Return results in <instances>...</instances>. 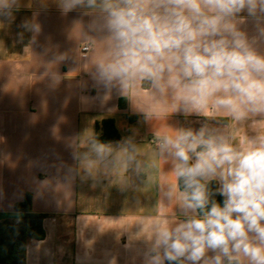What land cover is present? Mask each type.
<instances>
[{"label": "clouds", "instance_id": "9594fccd", "mask_svg": "<svg viewBox=\"0 0 264 264\" xmlns=\"http://www.w3.org/2000/svg\"><path fill=\"white\" fill-rule=\"evenodd\" d=\"M55 3L65 15L78 10L88 18L73 29L91 45L84 62L97 89L128 98L148 123L172 114L197 118L199 127L168 124V131L153 133L166 173L176 178L158 186L153 209L174 206L177 219L157 217L150 237L139 235L142 226L130 236L145 242L142 264H264V132L246 135L243 145L236 135L264 121V0ZM22 6L31 2L0 0V17L14 20ZM37 15L20 27L38 34ZM67 58L61 53L55 63ZM61 79L54 74L53 84ZM141 92L151 101L143 108L134 95ZM136 134L115 143L80 136L72 147L81 179L98 181L100 166L122 157L150 187L155 175L136 161ZM121 187L140 189L130 182Z\"/></svg>", "mask_w": 264, "mask_h": 264}, {"label": "crops", "instance_id": "0c3cea01", "mask_svg": "<svg viewBox=\"0 0 264 264\" xmlns=\"http://www.w3.org/2000/svg\"><path fill=\"white\" fill-rule=\"evenodd\" d=\"M21 2H31V7L22 6L11 21L0 17V222H21L24 214L14 208L30 194L32 212L46 216V236L28 241L25 264H110L113 258L116 264H142L145 242H130V236L142 226L139 235L150 237L157 217L177 219L174 206L153 209L158 186L175 183L176 178L166 173L164 160L148 141L154 131H168V124L199 127L197 118L172 114L166 121L161 116L146 122L131 100L115 91L106 95L94 86L84 62L93 53L81 52L89 42L78 26L73 29L74 21L86 22L87 17L78 10L63 14L55 0H46V7L40 0ZM34 12L40 25L35 35L20 27ZM61 53L68 58L55 63ZM70 69L75 70L69 74L72 78H63ZM54 74L62 77L57 84ZM134 95L139 108L151 104L146 92ZM121 99L128 100L125 109L120 108ZM107 118L115 120L122 138L137 133L136 161L155 175L150 187L141 184L135 163L126 169L122 157H110L106 167L101 165L98 181L81 179L72 146L84 133L81 142L96 135V122ZM257 131L264 132V121L236 135L243 145L245 136ZM126 182L139 191L122 188Z\"/></svg>", "mask_w": 264, "mask_h": 264}, {"label": "trees", "instance_id": "16d2710c", "mask_svg": "<svg viewBox=\"0 0 264 264\" xmlns=\"http://www.w3.org/2000/svg\"><path fill=\"white\" fill-rule=\"evenodd\" d=\"M128 100H120V108L127 107ZM133 120V118H131ZM96 136L103 142H117L122 139L115 120L107 118L96 122ZM222 197L217 200L222 202ZM15 211L24 214L21 222L12 221L0 222V264H25L26 248L30 239L43 240L45 231L43 221L45 215L32 212V197L28 194L25 200L15 205Z\"/></svg>", "mask_w": 264, "mask_h": 264}, {"label": "built area", "instance_id": "2783aa9c", "mask_svg": "<svg viewBox=\"0 0 264 264\" xmlns=\"http://www.w3.org/2000/svg\"><path fill=\"white\" fill-rule=\"evenodd\" d=\"M90 47H91L90 44H85L84 46L81 47V52H82L83 54H88V53H90V51H88V49H89ZM148 142H149L150 145H152V146H154V147L156 148V143H155V139H154V138H150Z\"/></svg>", "mask_w": 264, "mask_h": 264}]
</instances>
